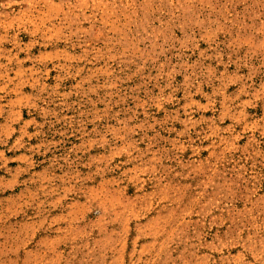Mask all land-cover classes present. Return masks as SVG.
<instances>
[{"label":"rangeland","instance_id":"obj_1","mask_svg":"<svg viewBox=\"0 0 264 264\" xmlns=\"http://www.w3.org/2000/svg\"><path fill=\"white\" fill-rule=\"evenodd\" d=\"M0 264H264V0H0Z\"/></svg>","mask_w":264,"mask_h":264}]
</instances>
